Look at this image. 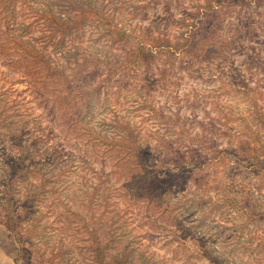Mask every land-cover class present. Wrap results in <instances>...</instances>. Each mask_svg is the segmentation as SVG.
Instances as JSON below:
<instances>
[{"label":"rangeland","instance_id":"374dc122","mask_svg":"<svg viewBox=\"0 0 264 264\" xmlns=\"http://www.w3.org/2000/svg\"><path fill=\"white\" fill-rule=\"evenodd\" d=\"M0 31V264H264V0H0Z\"/></svg>","mask_w":264,"mask_h":264},{"label":"trees","instance_id":"16d2710c","mask_svg":"<svg viewBox=\"0 0 264 264\" xmlns=\"http://www.w3.org/2000/svg\"><path fill=\"white\" fill-rule=\"evenodd\" d=\"M0 39H2L1 36H0ZM22 43L23 42L21 41L16 42V46L20 50L23 49ZM15 54L17 55L18 53H15ZM19 55L21 57L18 58L15 63H21L22 72H24L27 75L32 76V81L37 83L38 82L37 78L40 76V74L44 72V68L43 67H41V69L38 68L37 64H41L45 68L47 67L43 63H39V62H36L37 64L31 63L32 61L28 60L26 57H23V55H21L20 53ZM49 70L51 72L50 67H49ZM51 73H52L51 78L57 81V79H55V74L53 72ZM41 76H43V74ZM42 80H43L42 83H44L43 86L45 88L47 84L44 81V79ZM55 86H57L56 83L53 84V87L50 86L48 88V90H52L50 91V94H49V96L53 98V105L51 106V109L53 111L55 110L56 114L59 112L61 113L60 119L70 118V114L72 112V105L67 103V101H65L67 99L66 96L68 92L64 93L63 91L61 92L59 91L60 92L59 93L58 91H56L57 87ZM75 129H76V121H72L67 131L73 132ZM74 140H77V139L74 137ZM96 141H101V138L90 135L87 141L83 142V145L86 147H91L92 145V147L96 149L97 146H100V145L95 144ZM100 148H102L103 150L101 151L102 154L99 153L100 151L98 150L96 151L92 150V152L94 153H91V154L93 155L91 157L85 156L82 158V160H84L85 163H88V162L93 163L97 160H101L102 168L105 167L106 165L110 166L112 173L116 175V178L119 181L125 180L126 182H128V185L129 184L136 185L140 183L139 181H136V179L138 178L137 173L139 172V173L144 174L146 172V169L151 167L150 164L149 165L147 164L148 162L147 155L144 152H142L140 148H137V149L132 148L130 143L126 144V143L118 142L115 144V143L108 141L107 144L101 145ZM153 173L154 172H150L148 176L151 177L152 176L151 174ZM141 197L148 201L158 200V197L156 195L154 196V192H151L148 188H146L143 191V193L141 194ZM19 241L20 240H18V242ZM98 242L99 241L96 240V243ZM123 258L124 256L122 255V253L117 256H113V264H123Z\"/></svg>","mask_w":264,"mask_h":264}]
</instances>
